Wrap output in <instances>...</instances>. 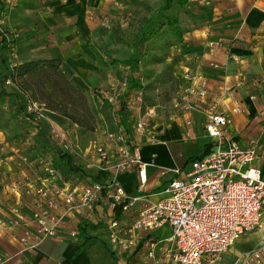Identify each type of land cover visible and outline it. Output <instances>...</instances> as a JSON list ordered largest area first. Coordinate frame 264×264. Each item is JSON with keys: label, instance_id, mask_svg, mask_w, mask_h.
<instances>
[{"label": "crops", "instance_id": "1", "mask_svg": "<svg viewBox=\"0 0 264 264\" xmlns=\"http://www.w3.org/2000/svg\"><path fill=\"white\" fill-rule=\"evenodd\" d=\"M29 1L0 0L1 22H6L10 28L0 30V41L3 38L8 41L2 53L14 50L15 44L21 49L19 56L25 58L23 51L31 49L33 57L28 54L25 62L43 56L51 58L53 52L77 43V49L87 50V58L81 62L84 67L81 73L90 74L91 67L96 66L91 62L95 51L90 47L91 37L98 32L97 19L100 21L99 18L110 11L114 0H35L34 5H26ZM5 8H9V14L2 11ZM187 9L188 13L181 12L178 16L184 30L182 39L166 50L162 61V66L172 71L169 83L159 92L164 93L161 100L166 104L153 106L148 132L133 140L139 147L141 160L147 164V182L139 188L136 167L116 174L113 168L106 175L99 173L101 181L115 177L127 194L144 193L151 201L159 199V192H155L173 177V169L183 174L193 159L214 149L216 141L204 129L211 112L228 116L229 123L223 130L225 140H234L242 148L256 145L257 156L250 165L260 169L264 179V0H190ZM23 19L27 22H22ZM98 62L105 63L101 59ZM101 73L103 80L104 69ZM108 81L109 85L119 83L117 78ZM3 129H0L1 264H138V260L153 264L147 257L145 244L149 236L142 238L139 234L138 243L129 247L124 245L127 243L124 238L119 244L112 243L111 232L131 223L133 215L120 214L117 226L111 228L104 218L112 214L105 194L92 211L65 218L54 236L40 238L33 213L42 216L50 213L46 198L35 193L41 184L40 169L33 167L22 148L7 144L13 139L8 137L6 141ZM74 131L71 128V132ZM73 134L70 133L72 139L76 138ZM102 142L98 144L106 148ZM26 144L21 143V147ZM76 147L79 155L87 159L95 157L91 144L82 151L78 145ZM53 182L45 183L51 196L56 192V181ZM27 187L31 188L30 193H26ZM262 212L259 227L241 234L212 262L210 257L204 256L201 264H264V206ZM52 213L58 215L60 211ZM83 222L88 224L89 241L85 242L79 235L75 238L67 235L69 229ZM45 223L52 224L47 216ZM24 231L29 232V237L22 242ZM169 235V227L164 225L152 232L149 239L155 241ZM105 237L109 243L105 242ZM162 248L160 242L155 249L158 264H166L162 260Z\"/></svg>", "mask_w": 264, "mask_h": 264}, {"label": "built area", "instance_id": "2", "mask_svg": "<svg viewBox=\"0 0 264 264\" xmlns=\"http://www.w3.org/2000/svg\"><path fill=\"white\" fill-rule=\"evenodd\" d=\"M152 114L153 110L148 109L136 118L134 128L140 136L148 132L147 124ZM228 123L229 118L223 113L211 112L207 115L204 129L209 137L215 139L214 149L193 160L183 174L179 169H173V177L162 186V196L156 201H151L144 193L127 194L115 177L91 184L63 182L59 185L55 169L46 163L42 168L46 176H38L41 184L35 193L46 198L50 213L43 216L33 213L38 221L37 233L40 238L54 236L61 221L92 211L105 194L112 214L104 218L111 228L117 226V211L133 215L131 223L111 232L112 243L119 244L124 238L127 241L125 246H134L140 240L139 234L143 235L142 238H151L152 232L167 225L170 231L168 237L155 241L145 238L147 257L153 260V264L159 263L155 249L160 242L163 243L162 260L166 264H201L204 256L210 257L212 262L241 234L259 227L263 218L264 179L260 169L250 165L257 156V147L253 144L242 148L234 140H225L223 130ZM77 127L73 125L74 129ZM121 128L115 135L119 142L118 151L109 152L113 158L111 167L115 174L136 167L140 188L147 182V164L141 160L138 145L128 141L127 133ZM48 130L52 140L63 151L80 154L65 139L60 127L51 124ZM92 147L95 157L87 159L80 155L84 168L96 170L103 163V168L99 169L106 170L104 166L110 162L107 149L100 144ZM53 180L56 181V197L49 195L45 188V183ZM30 190L27 187L26 193ZM55 210L60 214L54 215L52 212ZM13 212L17 213L16 210ZM45 216L50 219V226L46 225ZM67 235L77 237L78 228L69 229ZM28 237L29 232L24 231L20 240L26 241Z\"/></svg>", "mask_w": 264, "mask_h": 264}, {"label": "rangeland", "instance_id": "3", "mask_svg": "<svg viewBox=\"0 0 264 264\" xmlns=\"http://www.w3.org/2000/svg\"><path fill=\"white\" fill-rule=\"evenodd\" d=\"M34 3L35 0H30L26 5H34ZM161 3L162 0H114L110 11L100 17V21L97 19L95 28L98 32L96 35L93 34V38L91 37L93 44L90 46L95 49L91 62L96 66L91 67L93 71L90 70V74L85 72L87 75L81 73L84 68L81 62L83 58H87V50L77 49V43L70 44L73 47L69 46L62 51L53 49L52 51L57 52H53L51 58L43 56L24 62L28 54L33 57V51L25 49L23 51L25 58H22L19 56L21 49L16 48L12 42L14 50L5 51V57L13 67L12 75L8 84L6 80L2 85L0 84V89L3 86L7 92V95L0 97V129L5 130V140L17 138L24 140L23 143H29L27 139L38 143L49 144L50 140L54 142L50 134L47 135L44 131L40 133L39 128H36L35 124L25 116L26 113L32 112L36 121L45 123L48 127L52 124L63 128L71 139L70 133H74L73 136L76 138L72 139L73 148L77 149L76 145H78L80 151L87 144L97 145L103 140L110 162L104 166L106 170L99 169L103 168L102 163L95 173L96 175L99 173L106 175L108 171L110 173L113 158L110 157L109 152L118 151L117 146H119L115 138L121 128L116 115L119 105L122 104L124 111L129 113L127 118L130 124L127 132L123 128L121 131L127 133L128 141H133L140 137L134 128L136 118L148 109H152L154 105L166 104V101L161 100L165 97L164 93L160 94V89L169 83L172 74L171 69L162 66V58L166 53L161 48L169 43L166 34L153 38L140 47L133 73H130L126 62L133 54L132 42L136 32L146 19L157 11ZM8 9L2 11L9 14ZM178 11V7L174 5L169 13L177 14ZM2 15L3 13H0V30L9 31L7 23L1 22ZM22 22L27 20L23 19ZM23 27L27 28L29 25L23 24ZM108 46L111 48H107ZM43 53L46 54L47 51ZM98 59L103 62L118 59L121 62L114 64L110 71L103 63L98 62ZM103 69L105 76L102 80ZM110 78L119 79V83L109 85ZM160 95L162 98L158 100ZM71 122L72 128L76 124L79 130L77 128H73L74 132H71V129L67 130L66 126ZM16 143L17 141L14 140L7 142L22 150L26 147ZM39 152L44 153V151ZM79 157L82 158L80 155ZM54 164L60 170L65 167L60 161H55ZM157 192H159L158 197H161L160 191L155 193ZM160 231L156 232L161 233ZM104 240L109 243L107 237ZM137 263L144 264L141 260Z\"/></svg>", "mask_w": 264, "mask_h": 264}, {"label": "trees", "instance_id": "4", "mask_svg": "<svg viewBox=\"0 0 264 264\" xmlns=\"http://www.w3.org/2000/svg\"><path fill=\"white\" fill-rule=\"evenodd\" d=\"M189 2L190 0H162V3L158 7L157 11L146 19L144 24L136 32L133 38V42H132L133 54L126 61L128 63V68L130 73H133V69L134 66L136 65L137 57L140 53V47L146 44V42H148L149 40L164 35L165 33L166 34L165 36H167L166 38L169 40V43L161 48L165 50V53L169 47L174 46L181 41L184 30L181 28L179 24L178 16L181 12H186V13L189 12L187 9V5L189 4ZM174 5H176L179 9L177 14L169 13V11L172 9ZM162 28H166V29L162 30ZM168 32H170L172 35L169 34ZM0 42H1L0 59L3 67L2 72H0V84L2 85V82L12 75L13 67H11L9 59L6 58L5 55L2 53L7 48L8 41H6V38H3L1 39ZM120 62L121 61L118 59H110V61L105 62L104 65L107 68L112 69L111 67L114 64H118ZM129 87L130 88L132 87L131 83L129 84ZM3 95H7V92L6 89L2 86L0 89V97ZM23 114L25 115V113ZM116 115L118 117V124L127 132L129 130V125H130L128 123V118H127L129 116V113H126L124 111V107L122 106V104L119 105L118 109H116ZM25 116L33 124H35L36 128H39L38 130L40 131V133L44 131L47 133V135L50 134L48 133L49 127L47 126V124L36 121L32 112L26 113ZM71 128H72V122L66 126L67 130ZM77 130H79V127H77ZM61 132H64L65 139L73 145V142L71 141L72 139L69 137L68 133L64 131L63 128H61ZM13 140L17 141L16 144L20 146L21 143L24 142V140H19L17 138L16 139L13 138ZM27 140L29 143L26 147L23 148L22 153H24V156H26L27 159L33 163L34 168L36 167L37 169H40L39 171L40 176H46L45 173H43L42 171V166L47 162H49L57 173L58 176L57 182L59 185H61L63 182H70L72 184H91L100 181V175L97 176L95 170H87L84 168L83 160L82 158L79 157V155H76L75 153L69 154L68 152L63 151L51 140L49 144L38 143L32 139H27ZM35 149H37L38 151ZM34 150L35 153L33 152ZM39 151H44V153ZM55 161L62 162L63 164H65V167H63V169L61 170L57 169L54 164ZM116 215L118 218L120 212L117 211ZM87 226L88 224L83 222L79 224V226L77 227L78 235L82 236L85 242L91 239V236H89L86 233Z\"/></svg>", "mask_w": 264, "mask_h": 264}]
</instances>
